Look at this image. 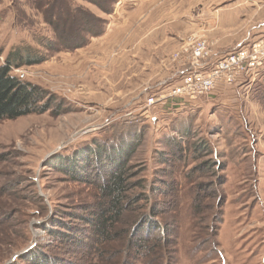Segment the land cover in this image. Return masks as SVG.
Returning <instances> with one entry per match:
<instances>
[{"label":"rangeland","instance_id":"obj_1","mask_svg":"<svg viewBox=\"0 0 264 264\" xmlns=\"http://www.w3.org/2000/svg\"><path fill=\"white\" fill-rule=\"evenodd\" d=\"M263 36L264 0H0L1 61L39 50L13 73L52 98L0 119V264H264V70L178 92L197 40L224 54ZM121 153L128 203L88 260L46 228L93 225L73 215L99 208Z\"/></svg>","mask_w":264,"mask_h":264},{"label":"trees","instance_id":"obj_2","mask_svg":"<svg viewBox=\"0 0 264 264\" xmlns=\"http://www.w3.org/2000/svg\"><path fill=\"white\" fill-rule=\"evenodd\" d=\"M40 41L43 43L42 40ZM46 41L47 42H44L43 44L44 47L47 49L53 48L52 43L48 40ZM76 47H79V45ZM45 60V55L41 54L39 50L31 47L17 48L16 50L11 51L4 62L0 59V119H14L30 113H43L50 109L52 98L49 96L50 93L46 89L35 83L25 81L13 73L14 68L42 63ZM180 131H182V129H180ZM173 142L175 148L178 147L180 150L179 152L183 153L181 143L176 140ZM136 147L137 145H134L133 150ZM124 156L123 153L117 154L110 160L112 164L111 166L119 168V170L114 173H109L111 174L110 179L104 183L102 187V204L99 208L92 209L91 207H86L85 210H88L87 215H82L81 217L73 215L75 218L86 220L87 223L91 222L93 225H89V228L83 231L72 228L63 221L53 223L52 226L55 227V229H52L50 225H47L46 229L53 235L60 236L57 239L61 242L67 243L73 249H82V254H84V257L88 260H91L90 257L87 258L89 253L97 252L101 248L93 250V248H91L86 242L85 238H96V244H102L115 238L116 234L113 232L115 225L120 221L128 203L126 200V194L129 190V183L127 182L128 179L125 177L127 169L125 168V161H123ZM145 216L150 219L152 218L150 215ZM140 221L141 219L136 222V226ZM62 228L69 231H64ZM90 228L93 230L92 235L89 233ZM158 229L161 230L162 233L157 237V243L159 245L157 246L159 247V250L164 253L167 227L163 222L159 221L157 224V230ZM88 233L89 236L84 235ZM142 246L143 248H146L145 241ZM38 254H41L46 258H42L41 255ZM26 256L27 255H24L21 260H29L32 264H53V262L48 259L47 255L42 253H34L31 258ZM35 256H37V258Z\"/></svg>","mask_w":264,"mask_h":264},{"label":"built area","instance_id":"obj_3","mask_svg":"<svg viewBox=\"0 0 264 264\" xmlns=\"http://www.w3.org/2000/svg\"><path fill=\"white\" fill-rule=\"evenodd\" d=\"M190 55V67L180 72L183 75L178 92L187 101L194 102L209 94L220 83L231 85L248 77L251 84L264 70V36L224 54H215L206 40H197L190 48Z\"/></svg>","mask_w":264,"mask_h":264}]
</instances>
